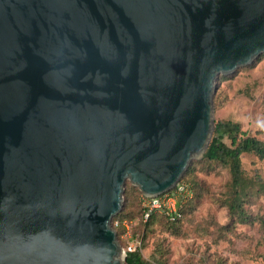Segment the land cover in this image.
Here are the masks:
<instances>
[{
	"label": "water",
	"instance_id": "water-1",
	"mask_svg": "<svg viewBox=\"0 0 264 264\" xmlns=\"http://www.w3.org/2000/svg\"><path fill=\"white\" fill-rule=\"evenodd\" d=\"M264 0H0V264H125L126 181L173 190Z\"/></svg>",
	"mask_w": 264,
	"mask_h": 264
},
{
	"label": "rangeland",
	"instance_id": "rangeland-1",
	"mask_svg": "<svg viewBox=\"0 0 264 264\" xmlns=\"http://www.w3.org/2000/svg\"><path fill=\"white\" fill-rule=\"evenodd\" d=\"M216 83L213 98L215 121L238 122L244 131L256 135L264 142V53L250 65L240 67L232 74L220 75ZM199 160L201 159L193 161ZM242 165L248 176L252 177L258 172L264 179V160L253 154H245L242 156ZM196 174L205 183L207 195L204 203L194 212L193 224L196 226L211 218L218 221L221 226L226 225L229 223L228 212L221 206L219 199L226 183L231 180L230 171L225 168L212 170L203 167ZM125 191L126 186L124 194ZM124 202L125 198L122 209ZM249 209L264 216V198H259ZM123 225L126 232L122 234V242L119 244L126 255L128 248L133 246L141 248L143 256L150 259L155 249L161 246L167 253L165 255L167 264H213L219 259L223 260L224 264H264L260 257L264 253V246L260 244L257 225L237 224L233 227V232H226L227 237L217 243L215 238L218 233L213 226L210 232L215 235L208 237L201 236L192 229L187 237H175L157 229L158 231L144 244L141 238L134 237L138 219L125 221Z\"/></svg>",
	"mask_w": 264,
	"mask_h": 264
},
{
	"label": "trees",
	"instance_id": "trees-1",
	"mask_svg": "<svg viewBox=\"0 0 264 264\" xmlns=\"http://www.w3.org/2000/svg\"><path fill=\"white\" fill-rule=\"evenodd\" d=\"M215 105L217 106L216 100ZM245 154H253L264 160V142L256 135L244 131L238 122L231 120L215 121L213 137L203 158L199 161H192L181 180V182L191 186L193 196L185 202L182 200L178 202L177 212L173 219L166 214L154 212L145 221V207L143 205L145 196L130 181H126L124 208L112 220V227L117 233L119 243L122 242V234L126 232L124 222L138 219L134 237L141 238L143 244L158 231L157 229L175 237H187L190 229H192L195 233L208 237L215 235V233L210 232L211 226L218 233L215 238L217 243L227 237L226 232H233V227L237 224H246L258 226L260 244L264 246V216L249 209L258 202L259 198H264V179L258 172L252 177L246 174L242 165V156ZM203 167L212 170L225 168L230 171L231 180L226 183L219 199L221 206L226 208L228 212L229 223L226 225L221 226L218 221L211 218L199 225L193 224L194 212L204 203L207 195L205 183L196 174ZM166 254L161 246L155 249V253L150 259L143 256L141 248L134 252L127 251L125 264H167L165 261ZM260 257L264 262V253ZM213 264H224V261L219 259Z\"/></svg>",
	"mask_w": 264,
	"mask_h": 264
},
{
	"label": "built area",
	"instance_id": "built-area-1",
	"mask_svg": "<svg viewBox=\"0 0 264 264\" xmlns=\"http://www.w3.org/2000/svg\"><path fill=\"white\" fill-rule=\"evenodd\" d=\"M193 196L192 188L189 184L179 182L178 185L171 191L164 193L158 197H146L143 200L145 207V221L154 212L166 214L173 219L174 214L177 212L178 202L182 200L185 202ZM137 247H129L128 252H134Z\"/></svg>",
	"mask_w": 264,
	"mask_h": 264
}]
</instances>
